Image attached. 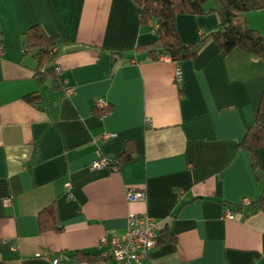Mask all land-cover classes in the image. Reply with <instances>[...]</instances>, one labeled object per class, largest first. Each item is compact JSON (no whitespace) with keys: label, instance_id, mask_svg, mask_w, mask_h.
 Returning <instances> with one entry per match:
<instances>
[{"label":"crops","instance_id":"obj_1","mask_svg":"<svg viewBox=\"0 0 264 264\" xmlns=\"http://www.w3.org/2000/svg\"><path fill=\"white\" fill-rule=\"evenodd\" d=\"M141 14L136 0H0V264L77 251L124 264L102 236L123 234L130 211L159 222L142 264H264L254 204L264 180L241 144L262 102L264 59L223 53L214 39L190 58H155L137 48L157 37ZM245 17L264 33V8ZM218 22L213 11L175 16L188 43ZM34 23L62 40L59 86L35 73L25 45ZM100 97L111 104L102 116ZM124 152L117 167L93 165ZM260 161L264 171V145ZM129 189L145 197L130 200Z\"/></svg>","mask_w":264,"mask_h":264},{"label":"trees","instance_id":"obj_2","mask_svg":"<svg viewBox=\"0 0 264 264\" xmlns=\"http://www.w3.org/2000/svg\"><path fill=\"white\" fill-rule=\"evenodd\" d=\"M136 1L142 7V23L151 20L158 23L157 37L153 41L137 47L147 49L149 54L155 58L162 53L177 61L190 58L195 56L208 40L214 39L223 53L240 48L264 59V33L251 27L245 17L246 11L250 9L264 8V0ZM212 11L216 12L219 17L216 26L205 31L195 42L188 43L181 40L175 25L177 13L198 14ZM25 42L26 49H31L36 57L35 73L39 82L44 84L50 81L52 86H59L62 80L56 71V59L62 52L61 38L47 32L41 24L34 23L25 32ZM25 98L36 105L40 100V96L36 94H27ZM94 109L102 116L109 112L111 104L103 108L95 102ZM241 144L248 152L256 176L264 180V171L260 161V147L264 145V94L256 120L248 127ZM130 155L128 152L122 153L117 164L128 159ZM254 204L264 210V186L261 195ZM73 257L83 264H102L106 260V258L84 251H77Z\"/></svg>","mask_w":264,"mask_h":264},{"label":"built area","instance_id":"obj_3","mask_svg":"<svg viewBox=\"0 0 264 264\" xmlns=\"http://www.w3.org/2000/svg\"><path fill=\"white\" fill-rule=\"evenodd\" d=\"M158 23L153 25V30L158 31ZM61 67L56 66L57 73L60 72ZM177 74H181L179 68ZM73 87L69 86L68 90L72 91ZM98 106L106 108L110 105L108 99L100 97L96 99ZM115 132H106L103 134L102 139L108 140L115 136ZM94 166L113 165L117 167V159L100 157L94 161ZM128 198L130 200H136L144 198L145 194L141 191H133L129 189L127 191ZM11 197H5L4 201L9 203ZM227 216L232 217V211H227ZM128 225L123 234H113L110 238L107 234L102 236V242L109 244L110 249L106 254L110 255L113 259L119 263L124 264H142L143 260L149 255L150 250L157 243L159 222L158 220L146 213L140 214L135 211H130L128 214ZM50 256L51 264H83L77 258L71 256L68 253H57Z\"/></svg>","mask_w":264,"mask_h":264},{"label":"rangeland","instance_id":"obj_4","mask_svg":"<svg viewBox=\"0 0 264 264\" xmlns=\"http://www.w3.org/2000/svg\"><path fill=\"white\" fill-rule=\"evenodd\" d=\"M213 3V2H212Z\"/></svg>","mask_w":264,"mask_h":264}]
</instances>
